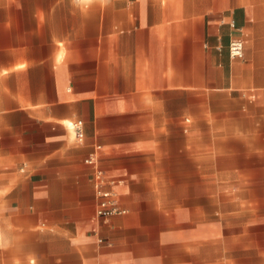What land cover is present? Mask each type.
I'll use <instances>...</instances> for the list:
<instances>
[{"label":"crops","instance_id":"0c3cea01","mask_svg":"<svg viewBox=\"0 0 264 264\" xmlns=\"http://www.w3.org/2000/svg\"><path fill=\"white\" fill-rule=\"evenodd\" d=\"M0 264H264V0H0Z\"/></svg>","mask_w":264,"mask_h":264},{"label":"built area","instance_id":"2783aa9c","mask_svg":"<svg viewBox=\"0 0 264 264\" xmlns=\"http://www.w3.org/2000/svg\"><path fill=\"white\" fill-rule=\"evenodd\" d=\"M228 53L230 58L232 59H241L244 53V44L242 41L233 40L230 42L228 46ZM73 129L75 130L76 138L78 140L82 139V131H81V122H76L72 125ZM98 195L100 201L97 207V216L104 220L109 219L112 216L124 213L121 210L116 202L112 199L110 193L104 191H98Z\"/></svg>","mask_w":264,"mask_h":264}]
</instances>
